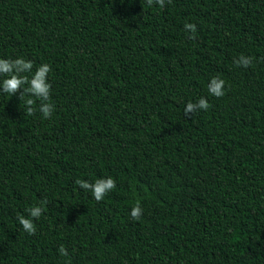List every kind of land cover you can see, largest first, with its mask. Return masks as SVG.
<instances>
[{
	"label": "trees",
	"instance_id": "obj_1",
	"mask_svg": "<svg viewBox=\"0 0 264 264\" xmlns=\"http://www.w3.org/2000/svg\"><path fill=\"white\" fill-rule=\"evenodd\" d=\"M0 264H264V0H0Z\"/></svg>",
	"mask_w": 264,
	"mask_h": 264
}]
</instances>
